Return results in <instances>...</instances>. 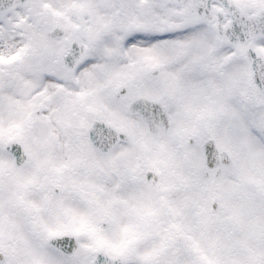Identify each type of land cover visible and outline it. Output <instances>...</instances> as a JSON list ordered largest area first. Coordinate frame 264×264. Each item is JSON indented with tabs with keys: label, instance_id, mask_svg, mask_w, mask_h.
I'll return each instance as SVG.
<instances>
[{
	"label": "snow or ice",
	"instance_id": "1",
	"mask_svg": "<svg viewBox=\"0 0 264 264\" xmlns=\"http://www.w3.org/2000/svg\"><path fill=\"white\" fill-rule=\"evenodd\" d=\"M0 264H264V0H0Z\"/></svg>",
	"mask_w": 264,
	"mask_h": 264
}]
</instances>
